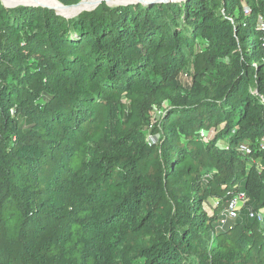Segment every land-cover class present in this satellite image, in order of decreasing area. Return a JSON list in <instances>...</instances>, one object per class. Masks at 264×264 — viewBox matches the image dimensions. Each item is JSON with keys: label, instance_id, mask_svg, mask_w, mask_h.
<instances>
[{"label": "trees", "instance_id": "obj_1", "mask_svg": "<svg viewBox=\"0 0 264 264\" xmlns=\"http://www.w3.org/2000/svg\"><path fill=\"white\" fill-rule=\"evenodd\" d=\"M34 6L0 0V264H264V0Z\"/></svg>", "mask_w": 264, "mask_h": 264}, {"label": "bare ground", "instance_id": "obj_2", "mask_svg": "<svg viewBox=\"0 0 264 264\" xmlns=\"http://www.w3.org/2000/svg\"><path fill=\"white\" fill-rule=\"evenodd\" d=\"M5 1H28L30 4H38L41 6H46L58 10V12L65 14V15H73L77 14L83 10H92L94 9L98 4L100 3H108L111 6H120L127 3H136V2H147L149 0H85L81 5L78 7H71V8H65L59 1L57 0H5ZM38 2V3H35ZM40 3V4H39ZM116 5V6H115ZM56 8V9H55Z\"/></svg>", "mask_w": 264, "mask_h": 264}, {"label": "rangeland", "instance_id": "obj_3", "mask_svg": "<svg viewBox=\"0 0 264 264\" xmlns=\"http://www.w3.org/2000/svg\"><path fill=\"white\" fill-rule=\"evenodd\" d=\"M4 1V3L7 5V6H9V7H15V6H17V5H20V4H26V3H28V1L26 2V1H23V2H21V1H5V0H3ZM165 1H184V0H149V1H147V2H143V3H145V4H149V3H159V2H165ZM35 3H38V2H35ZM40 4V3H39ZM111 6V5H110ZM116 6V5H115ZM112 7H114V6H112ZM56 9V8H55ZM89 10V9H88ZM248 10H250L249 8H246L245 9V13L246 14H249L248 13ZM56 11L58 12V10L56 9ZM58 13H60V12H58ZM60 14H62V13H60ZM63 15H65V14H63ZM73 15H75V14H73ZM73 15H70V14H68V15H65V16H73ZM206 47H207V45H205V44H203L202 43V45H201V49L204 51L205 49H206ZM190 76H188L187 74H182L181 76H180V81L182 82V84L184 85V88L186 89V90H188L189 88H190V86L192 85V77H193V74H194V70H191V72H190ZM160 113H161V111L158 109V108H156V110L154 111V116L155 117H159V115H160ZM205 133V135L206 136H209V137H214L215 136V130L214 129H212L211 131H205L204 132ZM208 212L210 213V214H212V212H213V209H208ZM264 213V212H263Z\"/></svg>", "mask_w": 264, "mask_h": 264}, {"label": "built area", "instance_id": "obj_4", "mask_svg": "<svg viewBox=\"0 0 264 264\" xmlns=\"http://www.w3.org/2000/svg\"><path fill=\"white\" fill-rule=\"evenodd\" d=\"M250 12V10H248V13ZM262 28L264 29V25H262ZM205 131H202V137L205 139V140H209L211 139L212 137H209V136H206ZM150 139V137H149ZM262 146L264 147V141H263V144ZM241 151L244 152V153H247L249 152L250 150L247 148V147H243L241 148ZM248 201L247 197L245 196V194H239L237 195L230 203V206L228 209H226L224 212H223V215H224V219L221 221L222 225H225L227 223L228 220L230 219H234L238 213H239V210L246 204V202ZM215 204L218 205L217 201H215ZM262 214H264L262 212ZM253 215V214H252ZM259 218L262 219V216L261 214H259Z\"/></svg>", "mask_w": 264, "mask_h": 264}, {"label": "water", "instance_id": "obj_5", "mask_svg": "<svg viewBox=\"0 0 264 264\" xmlns=\"http://www.w3.org/2000/svg\"><path fill=\"white\" fill-rule=\"evenodd\" d=\"M3 1V0H2ZM85 0H83L81 3H79L78 5H74V6H64L65 8H71V7H78L79 5H81L83 2H84ZM165 2H169V1H165ZM3 4L6 6V7H8V8H14V7H9V6H7L5 3H4V1H3ZM101 4V3H100ZM100 4H98L95 8H97ZM108 4V3H107ZM131 4H145V3H143V2H136V3H127V4H124V5H120V6H126V5H131ZM150 4V3H149ZM109 5V4H108ZM24 6H31V5H24ZM110 6V5H109ZM17 7V6H16ZM34 7H43V8H49V9H52V8H50V7H46V6H34ZM112 7V6H111ZM94 8V9H95ZM94 9H92V10H94ZM54 10V9H53ZM92 10H83V11H81V12H79V13H77V14H75V15H73V16H65V15H63V14H60V13H58L57 11H56V13L58 14V15H60V16H63V17H65V18H73V17H76V16H78V15H80L81 13H83V12H85V11H92Z\"/></svg>", "mask_w": 264, "mask_h": 264}]
</instances>
